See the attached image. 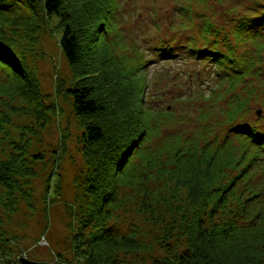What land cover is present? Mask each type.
<instances>
[{"label": "trees", "instance_id": "16d2710c", "mask_svg": "<svg viewBox=\"0 0 264 264\" xmlns=\"http://www.w3.org/2000/svg\"><path fill=\"white\" fill-rule=\"evenodd\" d=\"M198 1L201 4L205 0ZM216 1L225 6V0ZM256 4L264 6L259 0ZM177 7L180 22L170 19L167 25L176 31L191 24L197 30V39H186L187 50L180 48L186 44L175 43L172 37L170 43L163 40L150 47L163 62H174L183 55L208 62L209 68L201 70L203 74L197 80L213 79L209 89L213 96L220 91L231 93V107L227 110L230 121L222 143L213 141L199 147L198 142L187 138L189 146L185 150L181 139L165 141L171 148V155L164 160L165 171L170 173L174 190L185 189L187 203L204 208L183 214L179 224L174 218L173 227L178 224L186 243L174 245L163 239L160 246L165 256L152 255L151 264H264V96L253 100L260 93L248 90L245 83L249 81L241 80L256 73L264 77V10L255 9V16H239L240 11L236 13L232 8L233 13L227 8V19L223 24L216 21V25L203 7ZM119 9V0H0V69L12 79L1 91L38 105L34 109L38 132L51 120L48 110L55 112L56 103L44 98L37 67L24 40L33 47L49 25L61 31L59 46L74 80L67 86L59 78L57 87L64 97L72 99L84 128L81 147L86 166L80 174L83 192L76 199L80 204L81 200L86 201V206L72 240L75 255L83 264H136L130 259L122 263L120 253L132 252L136 256L138 252L153 250L137 238V228L123 231L115 224L108 226L117 219L116 212L123 204V187H138L146 179L147 173L142 170L145 157L149 170L160 161L157 156L161 154V149L147 147L160 123L154 109L145 105V70L155 60L146 59L147 54L141 49L136 50L134 57L119 53L123 47ZM152 25L162 28L160 22ZM238 82L244 85V94L236 93ZM254 103L259 104V110L252 116ZM10 109L19 112L24 107ZM201 115L206 119L208 113L201 111ZM11 121L8 113L0 117L1 134L5 132L4 125ZM25 130L15 141L16 151L10 158H0V185L9 189L8 199L13 203L18 191L28 193L18 178L36 175L26 157V143L29 141L30 148L29 135L34 128ZM233 138L240 143L233 142ZM44 155L41 150L35 152L33 161H40ZM226 167L230 171L225 172ZM52 174L59 176L58 165L49 175L46 193L51 189ZM236 196L240 211L224 220L215 217L213 213ZM204 209L209 210V224ZM89 227L93 231L85 236ZM172 229L160 236L171 234ZM9 239L1 238L10 244ZM10 262L0 260V264Z\"/></svg>", "mask_w": 264, "mask_h": 264}, {"label": "rangeland", "instance_id": "374dc122", "mask_svg": "<svg viewBox=\"0 0 264 264\" xmlns=\"http://www.w3.org/2000/svg\"><path fill=\"white\" fill-rule=\"evenodd\" d=\"M256 1L225 0V6L221 7L222 3L216 0H205L201 4H198V0H119L123 37L121 42L123 47L119 49V53L134 57L136 50L141 49L147 54L146 59L155 60L151 61L145 70L147 80L145 105L154 109L160 123L158 133L154 135V139L147 142L149 143L147 147L152 146L156 151L161 149V154L157 156L160 161L149 170L145 157V166L142 170L147 173V177L142 185L133 188L123 187L121 191L124 201L116 212L117 219L108 223V226L115 224L123 231L137 228V238L153 249L140 254L138 252L136 256L132 255V252L120 253L122 263L130 259L136 264H151L152 255L157 258L165 256L160 246L163 239L171 241L174 245L184 246L185 237L177 227L181 217L188 211L195 213L204 208V205L191 207L187 203L185 189L182 188L178 192L174 190L170 173L165 171L167 166L164 165V160L171 155V148L165 145V141L181 139L185 150L189 146L185 140L187 138L198 142L199 147L213 141L217 144L222 143L230 121L227 110L231 107L229 104L231 93L228 90L220 91L213 96L209 89L214 80L210 78L205 81L197 80V76L203 74L201 70L209 68L208 62L194 60L186 55L176 58L174 62L170 60L163 62L155 55L150 45L157 42L161 44L163 40L170 43L172 37L175 43L186 44V47L180 48L187 50L189 42L186 39H197L195 33L197 30H194L191 24H187L184 30L176 31L167 25L170 19L175 23L180 22L177 6L183 8L192 6L195 9L203 7L205 14L212 16L214 23L220 21L223 24V20L227 19L224 12L227 8L231 11L234 9L236 13L240 11L239 16L257 15L255 9L264 10V6L256 4ZM259 2L264 3V0ZM200 11L203 9L200 8ZM202 20L203 17L198 23ZM152 22H160L162 28H155ZM53 23L56 24L55 21ZM48 29L47 32L40 34L41 41L36 46L32 47L24 40L32 55L31 60L37 67L44 98L48 103H56L55 112L48 110L51 113V120L46 121L44 129L38 132L39 127L37 128L34 121V109L38 106L36 103L30 105L20 96L1 91L12 79L0 69V117L8 113L11 120L13 119L10 124L4 125L5 132L0 133V158H10L16 151L15 141L19 140L21 134L26 133L25 128L32 127L34 132L29 135L30 148L29 141L26 143L28 150L26 157L36 171L32 178H18V182L29 194L18 191L14 203L8 199L9 189L5 185H0V260L6 262L10 259L9 264H21L20 259L24 257L51 264H67L78 260L72 240L73 234L79 230V216L86 206V201L81 200L80 204L76 199V196L83 192L80 174L85 172L86 166L81 147L84 128L81 118L75 114L72 99L64 97L63 91L59 92L57 87L56 80L59 78L65 80L67 86L74 80L72 69L59 46L58 38L61 31L52 25H49ZM262 52L264 54V51ZM241 80L249 81L245 83L248 90L260 93L259 98L255 97L253 100H259L264 96V77L256 73ZM245 92L244 85L238 82L236 93ZM234 103L235 101L232 105ZM10 106L24 107V110L13 112ZM257 110L259 104L254 103L251 115L254 116ZM165 111L169 113L166 114ZM201 111L208 113L206 119L202 117ZM235 138L233 142L239 144V140ZM61 142H64V145H61ZM39 150L45 155L40 161L34 162L32 155ZM137 160L143 161L140 158ZM57 165L59 176L56 178L52 174L51 189L46 193L47 180ZM224 170L227 172L230 168L226 167ZM235 171L229 173L226 181L230 180ZM260 173L262 174V171ZM57 184L60 189L56 190ZM238 203V197H232L229 204L213 214L223 220L232 218L240 211ZM208 206H211V202H208ZM204 213L206 223L209 224L211 222L209 210H205ZM175 217L178 224L173 227ZM170 228H173L171 234L160 236ZM92 231V228H87L84 231L85 236ZM2 237L10 238L11 243L1 240ZM45 239L48 243L43 244ZM56 255L62 259H58Z\"/></svg>", "mask_w": 264, "mask_h": 264}, {"label": "water", "instance_id": "95a60500", "mask_svg": "<svg viewBox=\"0 0 264 264\" xmlns=\"http://www.w3.org/2000/svg\"><path fill=\"white\" fill-rule=\"evenodd\" d=\"M21 264H50V263L31 261V260H28V259H22L21 260Z\"/></svg>", "mask_w": 264, "mask_h": 264}]
</instances>
